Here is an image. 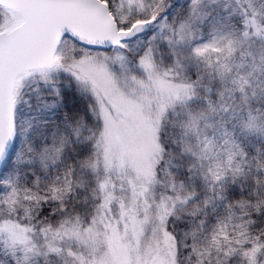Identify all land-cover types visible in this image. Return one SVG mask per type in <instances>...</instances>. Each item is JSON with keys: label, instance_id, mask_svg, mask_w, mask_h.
<instances>
[{"label": "snow or ice", "instance_id": "obj_1", "mask_svg": "<svg viewBox=\"0 0 264 264\" xmlns=\"http://www.w3.org/2000/svg\"><path fill=\"white\" fill-rule=\"evenodd\" d=\"M0 264H264V0H0Z\"/></svg>", "mask_w": 264, "mask_h": 264}]
</instances>
